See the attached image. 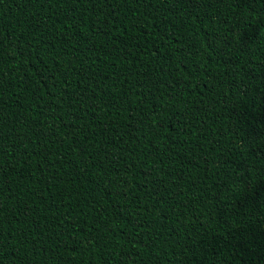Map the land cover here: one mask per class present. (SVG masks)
Returning <instances> with one entry per match:
<instances>
[{
	"label": "trees",
	"instance_id": "1",
	"mask_svg": "<svg viewBox=\"0 0 264 264\" xmlns=\"http://www.w3.org/2000/svg\"><path fill=\"white\" fill-rule=\"evenodd\" d=\"M0 264H264V0H0Z\"/></svg>",
	"mask_w": 264,
	"mask_h": 264
}]
</instances>
